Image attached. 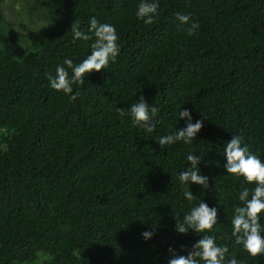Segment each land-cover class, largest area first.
<instances>
[{
	"label": "trees",
	"instance_id": "1",
	"mask_svg": "<svg viewBox=\"0 0 264 264\" xmlns=\"http://www.w3.org/2000/svg\"><path fill=\"white\" fill-rule=\"evenodd\" d=\"M38 1L48 19L39 37L0 14V264H28L38 253L47 256L41 264H168L203 235L228 247L223 264H264L232 237L239 193L255 185L224 167L232 135L264 162V0H158L151 25L136 17L140 0ZM92 17L115 27L119 55L71 94L52 89L49 76L65 58L78 65L91 54L94 41L73 43L70 30L78 21L92 35ZM140 96L157 109L152 133L127 114ZM185 109L203 128L191 143L162 149L158 137L185 127ZM189 153L200 157L207 188L180 183ZM200 201L217 209V224L179 234L176 217ZM260 224L264 236V214Z\"/></svg>",
	"mask_w": 264,
	"mask_h": 264
},
{
	"label": "clouds",
	"instance_id": "2",
	"mask_svg": "<svg viewBox=\"0 0 264 264\" xmlns=\"http://www.w3.org/2000/svg\"><path fill=\"white\" fill-rule=\"evenodd\" d=\"M158 0H140L136 11V17L142 20L145 25L154 23L158 14ZM176 19L182 25H189L190 16L185 14H176ZM199 28V24L191 22L187 28V34L192 36ZM90 32L88 35L80 29L79 22L76 21L70 32L73 35V43L77 40L90 41L91 54L78 65H73L71 59L65 58L63 65L71 69L72 75L65 67L58 66L56 75L49 76L50 87L58 92L71 94L73 85L84 84L85 75L92 72H101L109 62H115L120 49L117 45L118 36L114 26L104 23L99 24L95 17L90 20ZM79 93L71 95L70 99L75 101ZM120 115H125L124 109H118ZM156 108L149 109V103L143 96L127 109L133 126L140 125L146 128L148 133L155 131V124L151 123L152 116H155ZM151 113V115H150ZM179 119L185 120V127L177 130L173 134L158 137V145L163 149L165 145H171L178 141L191 143L197 133L204 126V118L192 122L190 110L179 112ZM243 137L232 135L230 141L225 144L224 156L226 157L225 169L229 175L242 178L247 184L255 185L250 190L244 187L239 193L240 205L234 207V216L231 221L232 237L235 243L242 245L243 249L251 256L257 257L264 254V236L261 235L260 217L264 214V162L256 155L249 153L247 146H242ZM187 160L189 167L179 173V181L182 185L196 184L202 188L208 187V178L203 176L198 168L201 163L200 157L188 154ZM184 197L188 201L197 200L190 189L184 190ZM175 229L179 234H187L189 231L194 233L210 232L217 224V209L210 208L206 203L200 201L198 205L192 207L183 219L176 217ZM153 231H145L142 236L145 240L150 239ZM170 252L173 250L170 248ZM229 249L227 246H217L215 238L210 235H203L192 247L187 256L175 255L168 261V264H223ZM229 264H239L233 258Z\"/></svg>",
	"mask_w": 264,
	"mask_h": 264
},
{
	"label": "rangeland",
	"instance_id": "3",
	"mask_svg": "<svg viewBox=\"0 0 264 264\" xmlns=\"http://www.w3.org/2000/svg\"><path fill=\"white\" fill-rule=\"evenodd\" d=\"M0 14L14 31L36 38L41 35L48 23L46 13L38 0H1ZM23 48V49H22ZM24 47L17 46L15 58L20 59L25 53ZM47 256L38 253L35 260L28 264H41Z\"/></svg>",
	"mask_w": 264,
	"mask_h": 264
}]
</instances>
